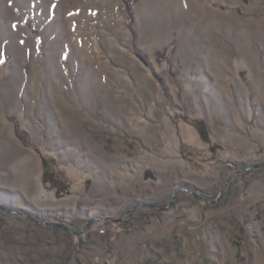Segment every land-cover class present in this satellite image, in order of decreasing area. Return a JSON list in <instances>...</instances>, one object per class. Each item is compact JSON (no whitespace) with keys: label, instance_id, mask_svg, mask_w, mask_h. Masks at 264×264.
I'll return each mask as SVG.
<instances>
[{"label":"rangeland","instance_id":"obj_1","mask_svg":"<svg viewBox=\"0 0 264 264\" xmlns=\"http://www.w3.org/2000/svg\"><path fill=\"white\" fill-rule=\"evenodd\" d=\"M0 264H264V0H0Z\"/></svg>","mask_w":264,"mask_h":264},{"label":"trees","instance_id":"obj_2","mask_svg":"<svg viewBox=\"0 0 264 264\" xmlns=\"http://www.w3.org/2000/svg\"><path fill=\"white\" fill-rule=\"evenodd\" d=\"M133 0H127L128 3H131ZM16 134L17 136L23 141V143L26 144V135L27 132L23 129L20 128V125L16 123ZM45 160H44V165H45Z\"/></svg>","mask_w":264,"mask_h":264},{"label":"bare ground","instance_id":"obj_3","mask_svg":"<svg viewBox=\"0 0 264 264\" xmlns=\"http://www.w3.org/2000/svg\"><path fill=\"white\" fill-rule=\"evenodd\" d=\"M25 40H27V41H32V40H29V39H27V38H26ZM32 42H33V41H32ZM33 43H34V42H33ZM19 47H20V46H19Z\"/></svg>","mask_w":264,"mask_h":264}]
</instances>
